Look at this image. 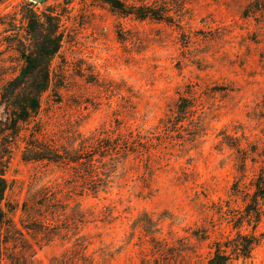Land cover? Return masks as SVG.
Returning a JSON list of instances; mask_svg holds the SVG:
<instances>
[{
  "label": "rangeland",
  "instance_id": "rangeland-1",
  "mask_svg": "<svg viewBox=\"0 0 264 264\" xmlns=\"http://www.w3.org/2000/svg\"><path fill=\"white\" fill-rule=\"evenodd\" d=\"M164 1L175 25L98 0H0V88L22 67L26 6L55 15L61 36L39 108L4 158L1 264H205L212 241L234 236L228 218L264 176V11L246 17L254 0ZM180 99L191 117L175 123ZM127 129L150 154L129 158L96 198L79 195V166L35 159ZM259 205L256 228L239 229L259 237L250 258L223 264H264ZM143 230L172 238L166 252L144 245Z\"/></svg>",
  "mask_w": 264,
  "mask_h": 264
},
{
  "label": "trees",
  "instance_id": "trees-1",
  "mask_svg": "<svg viewBox=\"0 0 264 264\" xmlns=\"http://www.w3.org/2000/svg\"><path fill=\"white\" fill-rule=\"evenodd\" d=\"M98 1L118 14L130 16L135 20H152L167 25H175L177 22L174 21V16L171 14L169 3L162 2V0H130L129 3L123 0ZM26 7L23 18L26 23L29 43L20 44V48H16L22 60V67L14 78L5 82L0 88V108L2 109L1 114L4 115L3 119L0 118V264L2 229L8 222L6 212L1 207L7 188L4 179L6 167L4 158L9 153V146L12 145L18 134L19 125L24 124L39 108L40 95L47 89L49 83L50 62L57 54L61 43L58 18L52 14H37L28 6ZM263 11L264 0H254L246 10V17L261 14ZM190 109L185 100L180 99L175 106L173 122L188 121L191 117ZM199 129L200 126H197L196 130L199 131ZM104 134L101 132L86 139L83 150L59 154L55 146H48L45 149L46 156L35 159H46L63 166H79L81 174L74 173L73 177V180H79L84 185L79 195L96 198L99 194L108 193L114 173L118 169L125 172V164L129 158L142 159L150 154V150L146 146L148 144L144 143L140 132L127 129L124 133L118 130L114 139L107 136L104 139ZM27 151L28 154L32 153V150ZM105 159H108L111 164L106 163ZM253 187L254 190L251 194H243L244 213L240 216L230 215L228 218V223L236 231L234 236H226L212 241L209 246V257L205 264H223L232 260L250 258L251 251L257 245L259 237L253 233L243 234L239 229L245 224L254 230L259 222L261 214L259 201L264 199L263 174L258 176ZM143 217L146 219V225L153 224L146 215ZM155 233L143 230L141 242L144 245L146 242L150 243L156 255L160 256L166 252L172 238H160ZM200 240L204 241L202 238ZM173 257L168 264H178L177 255ZM90 264L96 263L90 262Z\"/></svg>",
  "mask_w": 264,
  "mask_h": 264
},
{
  "label": "water",
  "instance_id": "water-1",
  "mask_svg": "<svg viewBox=\"0 0 264 264\" xmlns=\"http://www.w3.org/2000/svg\"><path fill=\"white\" fill-rule=\"evenodd\" d=\"M34 1H38V0H34Z\"/></svg>",
  "mask_w": 264,
  "mask_h": 264
}]
</instances>
